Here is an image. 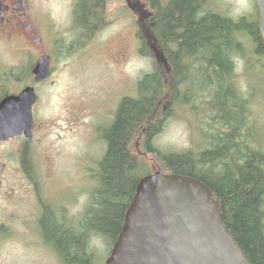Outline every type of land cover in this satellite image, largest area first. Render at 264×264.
Masks as SVG:
<instances>
[{
  "label": "trees",
  "instance_id": "trees-1",
  "mask_svg": "<svg viewBox=\"0 0 264 264\" xmlns=\"http://www.w3.org/2000/svg\"><path fill=\"white\" fill-rule=\"evenodd\" d=\"M86 2L81 0L75 12L80 27L89 17L84 15L89 9ZM208 2L146 0L155 16L143 24L147 34L141 36L140 51L152 58L154 68L138 79L137 95L124 97L114 120L102 130L106 151L97 164V185L81 231L76 234L73 228L50 220L44 226L47 241L59 250L64 264H93L94 250L88 246L92 235L112 244L118 238L137 184L151 172L149 155L157 158L164 171L206 183L221 207L223 222L251 264H264V150L256 142L249 143L255 133L248 126V98L236 86L232 58L244 52L243 38L248 36L254 52L264 55V40L256 18H233L211 10ZM156 61L164 62L168 73L161 72ZM169 62L174 63L173 69ZM196 66L209 96L202 114L210 119L208 128L216 132L199 151L161 149L154 144L155 137L177 108L187 107L190 101L180 100L179 78Z\"/></svg>",
  "mask_w": 264,
  "mask_h": 264
},
{
  "label": "rangeland",
  "instance_id": "rangeland-1",
  "mask_svg": "<svg viewBox=\"0 0 264 264\" xmlns=\"http://www.w3.org/2000/svg\"><path fill=\"white\" fill-rule=\"evenodd\" d=\"M41 1L48 20L56 28L52 54L58 53V56L53 76L56 82L49 83L47 88L44 125L31 143V165L37 171L34 180L42 186L40 192L45 197L46 193L62 194L59 199L68 201L72 190L67 188L78 186L76 199L68 205L70 212L79 210L76 224L70 226L77 234L87 217L91 194L97 185L98 161L106 151L102 130L114 120L120 101L137 95L138 79L153 70L154 62L138 49L134 32L139 22L126 10L123 1L103 2L96 18L100 27L79 50L76 42L80 29L74 22L73 12L76 0ZM86 1L88 6L90 0ZM143 1L146 4V0ZM207 7L233 18L249 16L250 21L257 18L255 0H209ZM90 11L86 9L84 15H90ZM146 34L147 29L141 26V35ZM243 39L244 52L232 55L234 79L238 90L248 98L254 143L264 150V55L254 52L250 36ZM139 47L142 51L141 40ZM152 51L153 48L148 47V53ZM156 63L161 72L168 73L164 62ZM182 76L179 78L180 100L190 101L186 102L187 107L177 108L166 120L154 144L169 151H199L208 146L211 134L216 132L208 128L206 123L210 119L202 114L207 111L206 97L209 96L203 90L199 66L188 68ZM14 140V145H0V164L6 165L0 185V224L6 223L5 229L0 228V264H64L61 255L37 232L35 219L39 205L30 180L23 173L22 142ZM148 158L152 171L159 162L153 155ZM88 169L89 173H83ZM13 213L17 214V220L9 218ZM88 246L94 250L93 264H105L112 242L92 235Z\"/></svg>",
  "mask_w": 264,
  "mask_h": 264
},
{
  "label": "water",
  "instance_id": "water-1",
  "mask_svg": "<svg viewBox=\"0 0 264 264\" xmlns=\"http://www.w3.org/2000/svg\"><path fill=\"white\" fill-rule=\"evenodd\" d=\"M256 2L264 39V0ZM36 72L46 75L49 61ZM17 114L0 110V138L21 132L25 123L15 120ZM105 264L251 263L224 224L212 189L196 177L158 168L140 178Z\"/></svg>",
  "mask_w": 264,
  "mask_h": 264
},
{
  "label": "flooded vegetation",
  "instance_id": "flooded-vegetation-1",
  "mask_svg": "<svg viewBox=\"0 0 264 264\" xmlns=\"http://www.w3.org/2000/svg\"><path fill=\"white\" fill-rule=\"evenodd\" d=\"M104 1L106 0H90L88 4L89 10H91L89 19L84 25L78 27L80 29L76 42L78 50L86 39L94 37L96 27H100L96 23V14L102 10L100 7H103ZM121 1L124 2V7L135 20L138 21L139 14L142 19L145 16L149 18L150 12L145 9L143 0ZM152 13L155 16L154 12ZM47 15L45 5L41 0H0V110L3 109L5 116L9 113H18L15 120L23 121L24 119L25 123L21 127V132L1 138L0 145L11 143L14 145V139H20L22 142L20 161L23 173L30 180L39 205L37 207L38 215L35 219V222L38 223L37 232L43 236L44 241L53 251L59 253L55 245L47 241L44 226L49 220L64 226L65 229L76 224L79 210L70 212L68 205L76 199V194L79 191L75 192V189H78V186L67 188L72 190L71 199L68 201L59 199L62 194L55 196V194L46 193L47 197H45L44 194H41L42 191L40 192L42 186L40 187L39 183L34 180L37 171L31 165V143L36 138L38 131H41L45 121L47 88L49 83L56 82L53 76L58 53L52 54L53 48L56 46V28L48 20ZM138 32L139 29L134 32L137 41ZM172 43L174 49V38H172ZM92 48L90 47V49ZM172 54L174 56V52ZM42 59L49 60L50 66L49 74L44 76L36 72ZM170 66L173 69L174 63H170ZM29 122L30 126L28 127ZM252 125L253 123L249 121L248 126L252 127ZM250 137L249 143L252 145L254 137L252 138V134ZM5 168V163L0 164V185L4 181ZM86 171L89 173V169L84 170L83 173ZM11 189L13 190V188ZM54 200L55 203H53ZM12 217L17 220L16 213L11 214L9 218ZM5 224L1 223L0 228L5 229Z\"/></svg>",
  "mask_w": 264,
  "mask_h": 264
},
{
  "label": "bare ground",
  "instance_id": "bare-ground-1",
  "mask_svg": "<svg viewBox=\"0 0 264 264\" xmlns=\"http://www.w3.org/2000/svg\"><path fill=\"white\" fill-rule=\"evenodd\" d=\"M79 3H80V1H79ZM79 3H78V4H79Z\"/></svg>",
  "mask_w": 264,
  "mask_h": 264
}]
</instances>
